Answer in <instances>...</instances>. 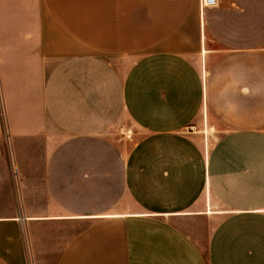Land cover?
<instances>
[{"label": "crops", "instance_id": "1", "mask_svg": "<svg viewBox=\"0 0 264 264\" xmlns=\"http://www.w3.org/2000/svg\"><path fill=\"white\" fill-rule=\"evenodd\" d=\"M0 264H264V0H0Z\"/></svg>", "mask_w": 264, "mask_h": 264}, {"label": "rangeland", "instance_id": "2", "mask_svg": "<svg viewBox=\"0 0 264 264\" xmlns=\"http://www.w3.org/2000/svg\"><path fill=\"white\" fill-rule=\"evenodd\" d=\"M193 131V130H192ZM200 131H202L201 132V134L200 135H202V140H203V142H204V144H205V146L206 147H211L215 142H217V140L221 137V135H222V131L220 130V129H218V128H216V129H205V128H203V129H200ZM119 132V130L117 131L116 129L115 130H113V134H115V133H118ZM119 134V136H121V135H123V134H121V133H118ZM116 135V134H115ZM130 136H132V134H130ZM124 138V137H123ZM128 140V139H127ZM120 143H122L123 145V151H124V153L127 155L128 154V152H129V150H130V148L132 147V145H133V143H134V141L133 140H129V141H127V142H124L123 141V139H122V142H120Z\"/></svg>", "mask_w": 264, "mask_h": 264}, {"label": "built area", "instance_id": "3", "mask_svg": "<svg viewBox=\"0 0 264 264\" xmlns=\"http://www.w3.org/2000/svg\"><path fill=\"white\" fill-rule=\"evenodd\" d=\"M200 5L202 8L216 7L218 5V0H200Z\"/></svg>", "mask_w": 264, "mask_h": 264}]
</instances>
